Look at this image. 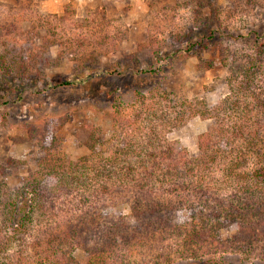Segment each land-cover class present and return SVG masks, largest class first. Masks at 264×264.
<instances>
[{"label":"rangeland","instance_id":"374dc122","mask_svg":"<svg viewBox=\"0 0 264 264\" xmlns=\"http://www.w3.org/2000/svg\"><path fill=\"white\" fill-rule=\"evenodd\" d=\"M191 42L195 46L188 48ZM0 54L16 62L14 78L0 83V188L13 190L46 161L106 156L112 148L107 142L113 96H122L123 113H132L136 90L147 97L151 90L163 107L162 92L178 104L204 100L214 107L231 94L229 74L248 66L262 68L255 84L264 89V0H0ZM214 126L211 118L191 117L165 129V138L194 157L198 136ZM224 188L216 187L221 193ZM124 189L85 201L95 200L101 214L126 216L131 194ZM80 199H53L54 210L48 209L42 225L62 228L91 210ZM177 218L185 224L189 214L181 211ZM235 231L221 230L222 244L205 245L198 261L264 264L261 252L225 243ZM164 247L151 254L133 250L126 264L197 262L178 255L174 242L171 262H164ZM73 258L76 264L88 259L80 248Z\"/></svg>","mask_w":264,"mask_h":264},{"label":"trees","instance_id":"16d2710c","mask_svg":"<svg viewBox=\"0 0 264 264\" xmlns=\"http://www.w3.org/2000/svg\"><path fill=\"white\" fill-rule=\"evenodd\" d=\"M15 66L0 54V83L14 78ZM261 70L248 66L231 72V94L214 107L204 100L178 104L162 92L163 107L151 90L149 97L136 90L132 113H123L122 96H113V134L107 142L112 148L106 156L44 161L47 165L16 189L0 188V264H76L77 248L87 254L86 264H126L133 250L151 254L165 244L161 255L171 262L173 242L178 255L197 261L187 264H201L200 250L220 243L219 232L231 226L236 231L227 245L264 257V89L255 84ZM197 116L213 119L215 126L198 136L192 157L178 142L166 140L165 129ZM216 172L220 176L214 178ZM90 188L96 194L85 196ZM121 188L131 194L126 216L101 214L95 200L85 201ZM78 194L91 210L72 216L62 228L42 225L48 209L54 210L53 199ZM181 211L189 214L185 224L178 222Z\"/></svg>","mask_w":264,"mask_h":264}]
</instances>
